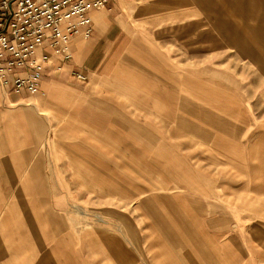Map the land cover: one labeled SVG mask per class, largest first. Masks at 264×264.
I'll use <instances>...</instances> for the list:
<instances>
[{
  "label": "rangeland",
  "instance_id": "1",
  "mask_svg": "<svg viewBox=\"0 0 264 264\" xmlns=\"http://www.w3.org/2000/svg\"><path fill=\"white\" fill-rule=\"evenodd\" d=\"M201 1L197 19L193 0L114 1L101 12L110 27L96 73L47 74L58 88L31 98L45 129L41 177L64 196L50 209L72 229L73 264H225L228 234L264 222L244 209L264 207V171H242L237 145H264V123L247 140L235 122L264 108L242 100L240 56L207 42ZM215 114L229 123L212 124ZM235 208L250 217L233 219ZM251 238L232 240L244 260Z\"/></svg>",
  "mask_w": 264,
  "mask_h": 264
},
{
  "label": "crops",
  "instance_id": "2",
  "mask_svg": "<svg viewBox=\"0 0 264 264\" xmlns=\"http://www.w3.org/2000/svg\"><path fill=\"white\" fill-rule=\"evenodd\" d=\"M114 1L117 0L108 5ZM207 1V42L223 44L225 54L240 56L242 100L246 101L247 107L264 108V0ZM201 2L193 0L192 14L195 19L201 17L200 10L195 7ZM104 8L91 12V37L76 38L70 42V59L61 61L50 51V63L45 67L40 91L34 97L43 96L44 87L48 85L58 88L59 85L51 82L53 79L50 82L45 80L47 74L55 77L59 73L61 77H72L83 82L86 76L96 73L100 65L97 55H105L100 48L103 41L101 29L110 27L100 18ZM180 30L184 32V24L182 27L180 25ZM76 74L82 75L84 79H79ZM32 99H29V104H25L17 95L4 93L0 89V264H73L72 229L62 225L58 219L60 213L56 209H50V205L60 204L64 196L56 191L55 186L46 185L41 177L44 170L41 141L45 129L40 113L33 108ZM254 100H257V105L250 103ZM211 119L212 124L216 125L229 123L217 114ZM235 122L245 126L243 138L247 136L246 139L251 140L255 134L252 126L264 123V116L255 118L246 115L243 121ZM233 126L236 127L235 124ZM229 138L235 139L234 133H230ZM237 145L243 150L239 157L242 171L247 173L249 165L254 171H264V145L252 140L245 145L243 142ZM47 155L50 157L51 154ZM53 166L49 164L48 170L55 171L54 163ZM240 208H235L236 213H239L231 215L233 219L244 220V215L249 218L244 209H258L256 220L264 221V207ZM228 214L225 213L226 218ZM209 217L217 219V215L211 214ZM238 235L253 237L250 241L255 245L254 250L250 251L247 260L240 256L241 250L232 242L233 237ZM228 237L230 240L227 239L222 246L231 259L225 264H264V222L249 224L238 233L230 232ZM59 248L64 249L60 251ZM62 251H66V254L62 255ZM253 252L256 256L260 254L261 259H252L255 257Z\"/></svg>",
  "mask_w": 264,
  "mask_h": 264
},
{
  "label": "built area",
  "instance_id": "3",
  "mask_svg": "<svg viewBox=\"0 0 264 264\" xmlns=\"http://www.w3.org/2000/svg\"><path fill=\"white\" fill-rule=\"evenodd\" d=\"M112 1L0 0V89L29 104L40 91L50 51L70 59V42L92 35L91 12Z\"/></svg>",
  "mask_w": 264,
  "mask_h": 264
}]
</instances>
